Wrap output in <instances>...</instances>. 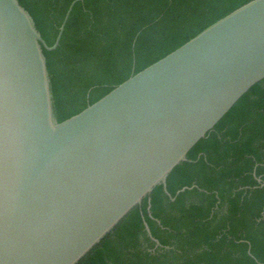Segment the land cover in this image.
<instances>
[{"label":"water","instance_id":"water-1","mask_svg":"<svg viewBox=\"0 0 264 264\" xmlns=\"http://www.w3.org/2000/svg\"><path fill=\"white\" fill-rule=\"evenodd\" d=\"M84 1L50 47L18 0H0V264H78L157 186L174 201L169 175L264 80L252 0L59 123L44 49Z\"/></svg>","mask_w":264,"mask_h":264},{"label":"trees","instance_id":"trees-1","mask_svg":"<svg viewBox=\"0 0 264 264\" xmlns=\"http://www.w3.org/2000/svg\"><path fill=\"white\" fill-rule=\"evenodd\" d=\"M52 47L75 0H18ZM252 0H85L44 49L62 123ZM264 80L78 264H264ZM183 188H190L177 195ZM150 210H149V206ZM144 221L161 246L148 236ZM251 254V255H250Z\"/></svg>","mask_w":264,"mask_h":264}]
</instances>
